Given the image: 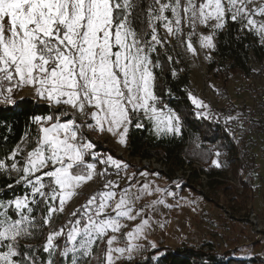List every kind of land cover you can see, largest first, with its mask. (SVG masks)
<instances>
[{"label":"snow or ice","instance_id":"obj_1","mask_svg":"<svg viewBox=\"0 0 264 264\" xmlns=\"http://www.w3.org/2000/svg\"><path fill=\"white\" fill-rule=\"evenodd\" d=\"M229 23L264 46V0H0V105H16L15 96L30 89L46 105L60 109L32 117L37 134L31 151L21 155L24 150L17 145L0 157V174L12 181L5 185L12 195L0 198V264H89L92 259L132 264L134 253L155 249V242L138 243L147 241L152 228L148 208L173 207L167 198L176 199L174 189L181 185L161 188L137 180L138 175L147 177L146 171L128 175L130 165L98 153L88 133H111L126 146L129 129L144 128L147 121L158 137L181 135L180 116L162 105L156 91L160 50L170 64L178 59L165 49L171 44L168 37L193 55V36L201 48L216 50L214 36ZM199 26L207 34L198 32ZM177 73L172 67V76ZM189 98L201 109L198 118L218 119L202 99L191 93ZM64 106L73 112L62 122L69 115ZM215 155L213 164L219 168L221 153ZM98 164L105 166L100 173ZM109 168L117 175L124 172L128 184L121 188L118 181L107 180L104 190L71 213L74 219L51 228L77 189L97 174L107 177ZM16 186L25 191L17 194ZM157 194L150 205L136 208L138 200ZM123 220L140 222L123 231ZM41 237L47 259L37 255L41 248L27 243ZM60 237L63 246L57 243ZM122 237L127 242L118 246ZM97 242L106 244L102 257L94 254Z\"/></svg>","mask_w":264,"mask_h":264},{"label":"rangeland","instance_id":"obj_2","mask_svg":"<svg viewBox=\"0 0 264 264\" xmlns=\"http://www.w3.org/2000/svg\"><path fill=\"white\" fill-rule=\"evenodd\" d=\"M150 2L151 0H143L145 4ZM159 31L163 34L162 28ZM188 31L189 29L184 27V33L186 34ZM197 31L207 34L209 30L199 26ZM168 39L171 41L170 46L173 55L183 62V70L187 69L190 72L192 95L202 99L208 105H210L207 98L209 90L218 96L216 106L212 107L210 105L212 114L218 117L216 120H220L223 111L226 113L227 110L234 108L245 110L248 104L251 105L256 101L258 90L261 88L264 90V52H262L263 57L260 61L251 53L253 62L261 65V72L256 73L251 69L248 76L233 73L225 79L222 75H218L215 70H211L213 50L201 48L196 36L192 37V42L197 49L196 55L187 51L184 45L177 44L175 37H168ZM214 42L215 44L217 42V33L214 36ZM254 42L260 44L257 39ZM208 55L211 56V59L207 58ZM26 96H30L43 104L45 103L43 100L37 99L30 89L20 91L15 99ZM64 107L69 115L62 117V122L70 119L73 112L70 107ZM56 110L59 111L60 109ZM198 111H201V109H198ZM259 115L264 120V113ZM209 119H211V116H209ZM77 120L80 122L79 117H77ZM92 122L90 119L88 120V123ZM181 126L183 130L184 125L182 122ZM36 134L37 132L32 133L29 128H25L21 140L17 144L24 150L21 155L32 150ZM88 135L96 144L98 153L101 155L112 154L115 158L128 163L130 165L127 170L128 175L141 171L149 173L147 177L138 175L137 180L144 181L146 179L155 182L161 188L170 187L174 182L181 185V187L174 189L178 194L176 199L167 198L166 203L173 205V207L168 208L164 205H158L156 211H152L150 207L148 208V211L151 212L152 228L147 241L140 240L138 243L155 242L156 247L155 249L148 247L146 251L134 253L135 260L132 264H141L149 259L156 261V257L169 249L187 246L199 247L204 241L214 242L217 250L221 252L235 250L237 255L246 256L247 258H252L264 252V131L254 139L250 147L259 166L256 173L254 175L252 173L251 182L243 183L244 178L247 179L246 174L244 172L239 174L238 169L235 172V161L232 166H228L227 161H225L226 163L220 161L221 167L225 164L223 170L226 171H222L220 175L212 176L215 180L210 183L211 193L209 194H203L200 190L190 187L183 181L172 178V176L163 175L153 169L139 167L132 159L120 154L126 151L127 145L119 144L118 138L111 133L93 131ZM217 151L219 150L215 149V153ZM10 152L0 151V157H7ZM20 158V156L17 157V159ZM216 159L215 155L210 162L201 163L206 167L204 168L205 172L208 173L210 169L217 168L213 164ZM8 162L10 163V161ZM104 167L98 164L97 173H100ZM221 167L219 168L221 169ZM108 171L110 175L107 177L97 174L91 181L86 182L77 189V194L66 203L63 213L55 215L50 227L58 229L65 225L69 219H74L71 213L81 208L92 194L104 190V184L107 180L118 181L121 188L128 184L124 172L117 175L112 168H109ZM152 173H159V175H153ZM216 177L222 179L217 180ZM234 180H238L236 181L238 184L243 183L242 193L237 192L236 185L233 183ZM9 181L5 175L0 174V184ZM158 195L146 196L138 200L135 205L136 208L139 209L142 205H150V202L156 200ZM108 211L111 213L112 209L110 208ZM139 222V220H123L122 223L127 225V228L123 231L132 230ZM48 230V228L44 229L45 235ZM126 242L122 237L118 246H124ZM57 243L63 246L64 237H60ZM105 250V243L97 242V245H94V254L97 256L102 257ZM89 264H98V261L92 259ZM118 264H123V262H118Z\"/></svg>","mask_w":264,"mask_h":264},{"label":"trees","instance_id":"obj_3","mask_svg":"<svg viewBox=\"0 0 264 264\" xmlns=\"http://www.w3.org/2000/svg\"><path fill=\"white\" fill-rule=\"evenodd\" d=\"M256 37L250 33L238 31V25L229 23L223 30L217 32L216 50L212 51L211 70L225 79L233 73L248 76L251 73L249 66L252 60L251 53L257 60L263 57L264 46L254 42ZM165 49L173 55L170 45ZM174 56V55H173ZM175 57V56H174ZM177 58V57H176ZM178 59V58H177ZM162 68L156 69V91L162 97V105L176 111L182 117L184 129L179 136L172 134L157 136L151 126L145 121V127L136 129L131 127L127 137V148L132 156L141 158H156L170 164L171 175L185 162H210L215 157V149L221 153L220 161H227L228 166L234 165L235 150L229 140L222 124L216 119L198 118V109L191 103L189 93L192 92L190 72L184 68L182 61L170 64L165 55V50H160ZM172 67L178 69L175 77L171 74ZM182 69V70H180ZM192 95V93H191ZM13 106L0 105V151H12L20 142L23 131L29 128L32 133L37 132V127L31 122L35 115L46 116L57 112L56 109L41 103L36 99L26 96L17 98ZM161 105V106H162ZM247 165L253 170H258L256 156L250 154L246 158ZM225 168V164L223 165ZM223 167L212 168L210 176L220 175ZM235 172L237 168L234 166ZM170 176V175H169ZM0 184V198H8L12 191ZM243 183L246 182L243 180ZM14 191L21 194L25 191L22 186H16ZM41 251L37 254L42 259H47L43 253L44 239L37 238L27 241ZM264 264V252L252 258L237 255L235 250L221 252L217 250L212 241H204L199 247H179L156 257V261L149 259L141 264Z\"/></svg>","mask_w":264,"mask_h":264},{"label":"built area","instance_id":"obj_4","mask_svg":"<svg viewBox=\"0 0 264 264\" xmlns=\"http://www.w3.org/2000/svg\"><path fill=\"white\" fill-rule=\"evenodd\" d=\"M250 68L258 73L261 72V65L253 62V59L249 63ZM210 91V92H209ZM207 92V98L209 104L214 107L218 96H216L211 90ZM225 96V95H224ZM264 113V90L261 88L258 90L256 95V101L243 110L240 108L229 109L226 113L223 111L218 120L224 127L226 133L229 136V140L234 145L235 150V164L238 169V173L244 172L247 179L244 178L245 182H251L253 171L246 163V158L252 154L250 147L256 137H258L264 131V120L259 114ZM180 116V115H179ZM233 117L230 121L226 122L227 117ZM181 122L183 123L182 117ZM127 148V147H126ZM125 157L132 159L139 167L153 169L163 175H170L172 178L183 181L186 185L200 190L203 194L211 193L210 183L215 180L214 177L210 176L205 172L204 165L199 162H185L180 165L171 175L170 164L167 162L157 160L156 158H141L132 156L128 150L120 153ZM217 180H221V177H216ZM234 180L233 183L236 185L238 193L243 192V183L238 184ZM226 210V209H225Z\"/></svg>","mask_w":264,"mask_h":264}]
</instances>
